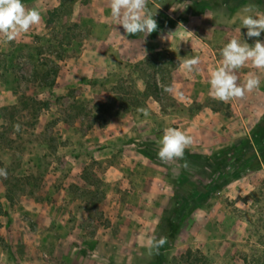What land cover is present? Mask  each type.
Masks as SVG:
<instances>
[{
	"label": "rangeland",
	"instance_id": "374dc122",
	"mask_svg": "<svg viewBox=\"0 0 264 264\" xmlns=\"http://www.w3.org/2000/svg\"><path fill=\"white\" fill-rule=\"evenodd\" d=\"M22 2L41 22L0 36V264H264V69L237 70L261 83L227 103L208 82L231 37L264 42L241 24L255 0H149L146 37L110 0ZM168 127L192 144L166 163Z\"/></svg>",
	"mask_w": 264,
	"mask_h": 264
},
{
	"label": "clouds",
	"instance_id": "9594fccd",
	"mask_svg": "<svg viewBox=\"0 0 264 264\" xmlns=\"http://www.w3.org/2000/svg\"><path fill=\"white\" fill-rule=\"evenodd\" d=\"M149 0H110L111 16L116 25H121L128 35L143 33L146 37L157 31L158 24L153 18L156 11L148 9ZM158 8V7H157ZM253 4L245 5L241 15V24L247 29V37L256 38L264 32V13L256 12ZM41 22V13L35 8H28L22 0H0V36L5 43L15 41L27 33L34 25ZM240 33V30H239ZM146 50L144 49V57ZM222 60L209 73L211 96L227 103L233 98H242L246 92H252L260 86V78L254 72H249L243 84H239L237 70L249 62L254 68L264 69V42L256 39L252 45L241 39V34L231 37L221 49ZM201 63L199 56H193L183 61V68L188 72L199 71ZM166 91L168 89H165ZM19 130V125L16 126ZM157 155L163 162L184 158L185 149L192 144V137L185 131L168 127L159 140ZM185 167L187 163L185 162ZM0 177L7 178V170L0 168ZM167 236L157 238L153 235L147 241L151 253L167 243Z\"/></svg>",
	"mask_w": 264,
	"mask_h": 264
},
{
	"label": "trees",
	"instance_id": "16d2710c",
	"mask_svg": "<svg viewBox=\"0 0 264 264\" xmlns=\"http://www.w3.org/2000/svg\"><path fill=\"white\" fill-rule=\"evenodd\" d=\"M207 2L209 3V5L211 6V8L213 6H216L220 3V0H207ZM255 6L256 7H263L264 8V0H255ZM220 6V5H219ZM157 55L160 54V52H157L156 53ZM169 63H172L171 60L168 61ZM261 131H263L264 133V125L263 127L261 128ZM176 228V224L171 221V220H168L166 219L165 220V228H164V233L167 237H171L174 233V229ZM191 250L190 249H187L185 252H184V255L186 257L190 256L191 255ZM196 261H200L201 264L202 262H204V258L202 256V254H200L198 257L194 258V260H192L191 264H196Z\"/></svg>",
	"mask_w": 264,
	"mask_h": 264
}]
</instances>
